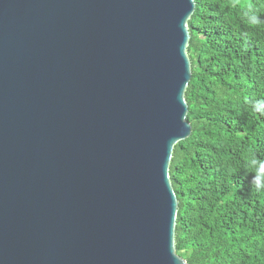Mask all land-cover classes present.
<instances>
[{
	"label": "water",
	"instance_id": "obj_1",
	"mask_svg": "<svg viewBox=\"0 0 264 264\" xmlns=\"http://www.w3.org/2000/svg\"><path fill=\"white\" fill-rule=\"evenodd\" d=\"M195 0H0V264H188Z\"/></svg>",
	"mask_w": 264,
	"mask_h": 264
},
{
	"label": "trees",
	"instance_id": "obj_2",
	"mask_svg": "<svg viewBox=\"0 0 264 264\" xmlns=\"http://www.w3.org/2000/svg\"><path fill=\"white\" fill-rule=\"evenodd\" d=\"M195 1L185 93L192 134L170 165L177 253L188 264H264V192L248 164L264 161V115L251 106L264 100V23L241 18L251 4L264 22V0Z\"/></svg>",
	"mask_w": 264,
	"mask_h": 264
},
{
	"label": "clouds",
	"instance_id": "obj_3",
	"mask_svg": "<svg viewBox=\"0 0 264 264\" xmlns=\"http://www.w3.org/2000/svg\"><path fill=\"white\" fill-rule=\"evenodd\" d=\"M232 7H236L233 3ZM241 18L247 23L248 26H256L261 23L253 5L249 4L247 7L241 9ZM252 108L260 115H264V100H257L252 103ZM249 166L255 170V175L252 179V184L257 192H264V161L253 158L248 162Z\"/></svg>",
	"mask_w": 264,
	"mask_h": 264
}]
</instances>
